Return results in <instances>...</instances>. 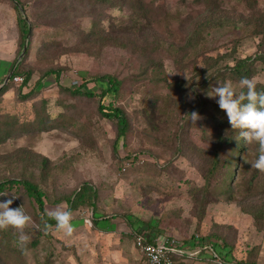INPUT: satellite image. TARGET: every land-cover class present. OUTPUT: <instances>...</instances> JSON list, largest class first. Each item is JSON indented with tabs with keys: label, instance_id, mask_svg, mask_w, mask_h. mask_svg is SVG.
<instances>
[{
	"label": "rangeland",
	"instance_id": "1",
	"mask_svg": "<svg viewBox=\"0 0 264 264\" xmlns=\"http://www.w3.org/2000/svg\"><path fill=\"white\" fill-rule=\"evenodd\" d=\"M18 1L17 9L0 0V78L21 53L23 18L28 51L19 60L31 78L0 95V182L32 179L46 214L82 183L94 188L96 200L94 210L72 212L71 235L55 226L45 233L33 201L16 185L5 188L0 202L13 199L11 207L23 206L39 229L25 228L31 240L23 249L14 229L0 230V264H144L133 228L180 241L211 239L222 249L223 263L264 264V173L251 168L259 145L245 143L238 132L240 143L235 138L218 150L224 163L207 184L200 168L215 149V136L231 133L218 97L208 93L218 83L241 91L223 69L248 58L250 79L264 84V59L253 61L264 57L256 27L264 23V0L252 8L245 1L216 0L217 18L235 27H204L189 51L180 48L206 18L204 2L141 0L146 12L140 17L120 0ZM48 70L58 72L56 79L43 76ZM103 75L121 82L118 97L105 101L127 119L119 139L115 123L99 117L96 96L65 90ZM82 89L99 93L91 81ZM192 112L201 117L194 124L186 116ZM219 119L228 126L218 128ZM255 210L263 214L255 219L260 230L250 216ZM206 260L187 264H213Z\"/></svg>",
	"mask_w": 264,
	"mask_h": 264
},
{
	"label": "trees",
	"instance_id": "2",
	"mask_svg": "<svg viewBox=\"0 0 264 264\" xmlns=\"http://www.w3.org/2000/svg\"><path fill=\"white\" fill-rule=\"evenodd\" d=\"M124 1L126 2L127 6L130 8V10L134 14H137L140 17L142 15L143 16L145 15L146 7L143 6L141 0H132V1L131 0H120V3L124 2ZM193 1L205 3V5L207 6V8H206L207 16L205 19H203L199 23H197L195 25L193 31L190 33L191 35L189 34V36L186 37L185 43L183 45H181V48H180L181 51H189L191 48H193L200 41V39H202V34H203V31L205 30L204 27L210 28V27L214 26L215 24L216 25L225 24L226 26L229 25V26L235 27V24H233L232 22L228 23V21L226 19H223V23H222V21H220L217 18L219 13H217L218 8L216 7V0H193ZM240 1H245L246 4L248 5V7H250V8H252L255 5V0H240ZM11 2L14 4L13 5L14 8L18 9L19 6H21V3L18 0H11ZM113 2H114V0H109L108 4L113 5L114 4ZM21 23H22L21 34H20L19 39H18L19 40V48L23 47L22 44L24 43V41L26 42L27 36L29 33V25H28L27 21L25 20V18H23ZM256 27L259 29L260 34H261L260 46H263V44H264V23L263 24H257ZM136 28H137L138 32H139V30H141L140 25L136 24ZM27 51H28V48H26V46H25V51L23 53L24 56L26 55ZM19 59L20 58H18L16 61L13 60L12 62H10L9 68H8L6 73H11V75L9 77L8 82L5 85L0 87V95H2L5 91H7V89L9 88V85H11V78L14 76H20L23 79L22 83L19 85V88L25 87L27 85V83L29 82V80L31 78V72L23 70V67H22V59L23 58L21 60H19ZM263 59H264V57L261 54V55H258L253 61L263 60ZM223 70H224L223 74H226L227 77H230V78L232 77L236 82H239L242 78H249L250 79L251 76L253 75V72L250 69V62H249L248 58H246L244 60L236 61L232 67H227V69H223ZM48 75H54L55 79H56L58 72L54 71V70H48V71H45L43 73V76H48ZM217 76L218 75L216 72L212 73L209 77L210 81L214 80ZM4 78L5 77H3L0 80V85H2ZM89 81H91L94 84V86L98 89L99 93L97 95L94 92L83 91L82 86H84L86 84V82H89ZM89 81L88 80H82L83 85H80L79 87H77L76 89H74L72 91H69L68 89H65V90L71 96H80V97L82 96V97H86V98H93L96 96L98 98L96 110H97L99 117L102 119H105V120L113 121L115 123V129H116V136L115 137H116V139L122 138L125 135L126 131L128 130V123H127V119L124 115L123 110L118 108V107H113V105L111 103H108L105 105V101L108 100L109 98H117L118 97L121 82L118 79H116L114 76H109V75L92 77ZM36 83L38 84V82H36ZM256 90L258 92H264V84L256 83ZM32 93H33V91L30 90L29 92H27L23 96L24 97H28V96L30 97L32 95ZM219 123H218V125H219L218 128L221 125L228 126V124H226L225 121H223L222 119H219ZM40 124H43V122L41 121ZM230 130H231L230 135L217 134L215 136V138H214L215 149L212 153H209L207 159H205L203 164H202L203 166L200 167V168H205L204 172L202 173L203 181L205 182V184H207L206 181L211 180V178H210L211 175H213V173L218 169V167L223 166L224 161L221 163L218 159V157H219L218 150H221L222 147L225 146L226 144H231L232 142H234L235 138L238 142L240 141V139L238 137L239 129L234 130L230 127ZM240 151H241V149L237 152V154H239ZM220 163H221V165H220ZM31 181H33V180L32 179L28 180L27 178H25L21 181H16V180L2 181V182H0V193H2L5 188H10V186H12V185H16V186L20 187L24 191L25 196L27 198H30L33 201L34 205L36 206L37 211L39 212V215H40L41 227L44 228L45 222L47 224L51 225L52 227H54L55 221L50 219L44 210L43 193L39 190L37 185ZM204 185H202V188H204ZM95 200H96V192H95L94 188L88 183H82L75 190V192L72 195H70V197L67 198L64 202H66L69 205L71 212H74V211L78 210L79 208H83V207H90L91 209H93ZM93 210L91 212L92 216L94 215ZM199 215H201V213ZM250 216L254 220L255 229L260 230L262 224L260 223L258 225L257 224L258 220H255L260 215L255 210V211L250 212ZM261 216H263V214ZM92 220H93L92 224L95 225L97 218L92 217ZM259 222H261V220ZM134 230L136 231V229H134ZM171 238H174V237H171ZM203 239L204 238H202V237L200 238V240L205 241L207 244H209V241L211 240V239H207L208 241H206V239L205 240H203ZM178 241L179 242H185V240H183V239H181V241L180 240H178ZM215 246L216 245L211 247V251L215 255V258H219L218 255H220V251L215 252ZM187 263H188L187 261L177 262V264H187ZM221 264H223V262H221ZM237 264H247V263L239 262Z\"/></svg>",
	"mask_w": 264,
	"mask_h": 264
},
{
	"label": "clouds",
	"instance_id": "3",
	"mask_svg": "<svg viewBox=\"0 0 264 264\" xmlns=\"http://www.w3.org/2000/svg\"><path fill=\"white\" fill-rule=\"evenodd\" d=\"M239 85L241 88L239 94L231 83H218V86L212 88L208 95L209 97H218L219 108L226 113L231 128L240 130L239 136L245 143L255 142L259 145V155L251 164V168L264 173V92L256 90L253 79L242 78ZM186 116L193 124L201 119L196 112ZM3 195L7 196L8 194ZM12 203L13 199L0 202V230L14 229L18 233V244L23 249L31 240L30 235L25 232V228L32 225L39 229V225L34 224L32 217L25 213L23 206L12 208ZM47 215L55 221V230L63 231L65 235H71L74 232L71 223L73 215L66 202L49 210ZM51 228L52 226L45 222L44 232L47 233Z\"/></svg>",
	"mask_w": 264,
	"mask_h": 264
},
{
	"label": "built area",
	"instance_id": "4",
	"mask_svg": "<svg viewBox=\"0 0 264 264\" xmlns=\"http://www.w3.org/2000/svg\"><path fill=\"white\" fill-rule=\"evenodd\" d=\"M22 80V77L14 76L11 78V84L20 85ZM131 161L132 159L129 160ZM193 241L195 245L189 248L171 237H165L159 241L155 235L145 230H136L132 235L133 246L144 264H177V262H188L197 258L203 248L206 249L209 244L197 236H193Z\"/></svg>",
	"mask_w": 264,
	"mask_h": 264
},
{
	"label": "crops",
	"instance_id": "5",
	"mask_svg": "<svg viewBox=\"0 0 264 264\" xmlns=\"http://www.w3.org/2000/svg\"><path fill=\"white\" fill-rule=\"evenodd\" d=\"M2 62H4V65H5V68L4 69H6V64H8L7 62H5V61H2ZM4 72H3V74L1 75V78H0V80L4 77ZM102 219V218H101ZM98 220V219H97ZM100 229V228H99ZM134 229L135 228H133V230L132 231H134ZM100 231H103L104 232V229H100ZM146 232L147 233H149V230H146ZM150 234V233H149ZM133 235V234H132ZM155 237H157V239L160 241L162 238H165L164 236H161V235H155ZM174 239H176V238H174ZM177 240V239H176ZM178 241V240H177ZM211 242V243H210ZM179 243H183V244H185L187 247H189V248H192L194 245H195V241H193V238L192 239H188L187 241H185V242H179ZM201 244H204V243H202L201 242ZM214 245H216L215 246V248L217 247V248H219L220 250V255H218V257H220V256H222V249L215 243L214 244V242L213 241H209V245H207V248L206 249H204L203 248V250L200 252V254L198 255V257L200 258V259H204V260H206L207 258L208 259H210V262L211 263H213V264H221V261H219L218 260V258H215V255L212 253V251H211V247H213ZM137 251V250H136ZM138 252V251H137ZM140 255V254H139ZM214 256V257H213ZM198 257L197 258H194V259H192V260H190V261H193V260H195V261H197V259H198ZM141 258V257H140ZM207 261V260H206ZM215 262V263H214ZM223 264H234V263H223Z\"/></svg>",
	"mask_w": 264,
	"mask_h": 264
},
{
	"label": "water",
	"instance_id": "6",
	"mask_svg": "<svg viewBox=\"0 0 264 264\" xmlns=\"http://www.w3.org/2000/svg\"><path fill=\"white\" fill-rule=\"evenodd\" d=\"M24 51H25V45H23L22 50H21V53H20V55H19L18 58H21V56L23 55ZM10 75H11V73H8L6 75V77L4 78L3 83H2L1 86L5 85L8 82Z\"/></svg>",
	"mask_w": 264,
	"mask_h": 264
}]
</instances>
